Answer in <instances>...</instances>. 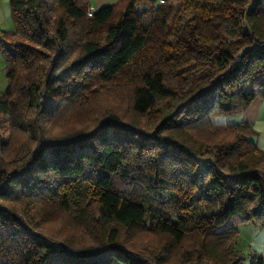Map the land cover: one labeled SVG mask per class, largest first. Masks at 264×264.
<instances>
[{
	"label": "trees",
	"instance_id": "obj_1",
	"mask_svg": "<svg viewBox=\"0 0 264 264\" xmlns=\"http://www.w3.org/2000/svg\"><path fill=\"white\" fill-rule=\"evenodd\" d=\"M10 4L0 264H264V0Z\"/></svg>",
	"mask_w": 264,
	"mask_h": 264
},
{
	"label": "crops",
	"instance_id": "obj_2",
	"mask_svg": "<svg viewBox=\"0 0 264 264\" xmlns=\"http://www.w3.org/2000/svg\"><path fill=\"white\" fill-rule=\"evenodd\" d=\"M120 0H89L90 10L95 11L101 6L117 3ZM160 2L161 0H156ZM14 24L11 18L10 0H0V35L1 30H12ZM6 59L0 51V88L8 85L6 78ZM215 124L225 125L228 123L248 122L253 125L257 134L250 139L264 150V95H257L248 107L240 113L229 115H216L212 117Z\"/></svg>",
	"mask_w": 264,
	"mask_h": 264
},
{
	"label": "rangeland",
	"instance_id": "obj_3",
	"mask_svg": "<svg viewBox=\"0 0 264 264\" xmlns=\"http://www.w3.org/2000/svg\"><path fill=\"white\" fill-rule=\"evenodd\" d=\"M166 2L173 4L175 8L180 4V0H166ZM7 86L0 88V95L6 91ZM8 134L6 132L5 136H8ZM239 230L240 232L235 244L238 250L246 256L251 252L260 254L264 252V226H257L253 222H247L246 224L240 225ZM244 264H251V260L246 258Z\"/></svg>",
	"mask_w": 264,
	"mask_h": 264
},
{
	"label": "built area",
	"instance_id": "obj_4",
	"mask_svg": "<svg viewBox=\"0 0 264 264\" xmlns=\"http://www.w3.org/2000/svg\"><path fill=\"white\" fill-rule=\"evenodd\" d=\"M161 2L163 3V2H166V0H161ZM94 11L93 10H91V14L93 13Z\"/></svg>",
	"mask_w": 264,
	"mask_h": 264
}]
</instances>
